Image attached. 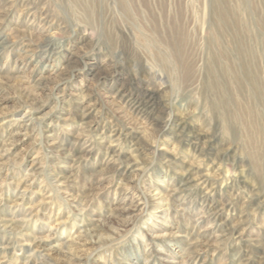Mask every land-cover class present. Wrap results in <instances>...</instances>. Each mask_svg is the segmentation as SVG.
Returning a JSON list of instances; mask_svg holds the SVG:
<instances>
[{
	"label": "rangeland",
	"instance_id": "rangeland-1",
	"mask_svg": "<svg viewBox=\"0 0 264 264\" xmlns=\"http://www.w3.org/2000/svg\"><path fill=\"white\" fill-rule=\"evenodd\" d=\"M0 44V264H264V0H0Z\"/></svg>",
	"mask_w": 264,
	"mask_h": 264
},
{
	"label": "bare ground",
	"instance_id": "bare-ground-1",
	"mask_svg": "<svg viewBox=\"0 0 264 264\" xmlns=\"http://www.w3.org/2000/svg\"><path fill=\"white\" fill-rule=\"evenodd\" d=\"M3 44H5V48H7L10 44H8V43H3ZM3 44H0V48L2 47V45ZM7 44V45H6ZM42 46H46L47 48H49L50 46H52V42L51 41H45L44 40V42H43V44H42ZM3 47V48H4ZM39 47V46H38ZM36 48H34V49H30L28 52H27V58H32V56L35 54V50ZM189 70H190V68L189 67H187V72H189ZM146 98H144L143 99V101H142V99H139V97H134V96H132L131 97V104L132 105H134V108H136V110H138V111H140L142 108L141 107H143L144 108V106L145 105H147L148 104V100H145ZM147 102V103H146ZM12 142V141H11ZM120 155L121 154V152L119 151V149L118 148H116L115 146H109L108 148H107V150H106V154L105 155H107L108 156V158H110V161L108 160V161H106L105 162V167L107 166V167H110V168H114L116 165V163L115 162H113L112 160H111V158H113L114 160L116 159L115 157H116V155ZM112 161V162H111ZM32 167V169H31V175H33V174H35L36 173V171L40 168V165H39V162H37V161H34L33 162V164L31 165ZM192 169V168H191ZM102 171V170H101ZM100 171V172H101ZM116 171V170H115ZM197 171V170H196ZM196 171H191V170H188L187 171V174L186 175H183L182 176V178H181V182H182V184L183 185H190V184H193L192 186H195L196 188L197 187H200V189L203 191V190H207V189H211L212 190V188H211V183L208 181V180H204V181H202V182H200V183H197V180H198V178H203L204 176H200V175H198V172H196ZM29 174V175H30ZM94 189V187H89V191H92ZM207 192V191H206ZM20 196H21V198L22 199H24V196H25V194H19ZM211 195V194H210ZM215 204V203H214ZM136 208H137V206L135 207V206H130V207H127V204H125V203H123V204H121V205H119L118 207H116V208H114V211L116 210V211H118L120 214H124V215H128L129 213H131V212H134L135 210H136ZM222 217V216H221ZM22 226L23 224L21 223V222H19V221H11V223H10V228H12V230L13 231H17V230H19V228H18V226ZM6 226V225H5ZM85 226H82V228H84ZM97 227V226H96ZM84 232H88V233H90V230H88V229H84ZM82 233V232H81ZM90 235V234H89ZM94 235L96 236V238L98 239V240H106V239H108V240H110V239H113V238H115L114 237V235H116L111 229H105V228H103V226L101 227V226H98V228H96V231H95V233H94ZM197 241H198V239H196V240H194V241H192L190 244H189V251L191 252V254H194L195 252H196V249H197ZM198 250V249H197Z\"/></svg>",
	"mask_w": 264,
	"mask_h": 264
}]
</instances>
